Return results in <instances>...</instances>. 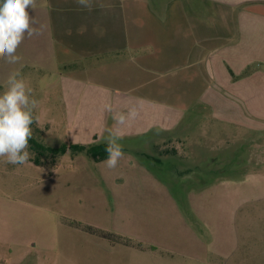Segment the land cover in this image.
<instances>
[{
  "label": "rangeland",
  "instance_id": "1",
  "mask_svg": "<svg viewBox=\"0 0 264 264\" xmlns=\"http://www.w3.org/2000/svg\"><path fill=\"white\" fill-rule=\"evenodd\" d=\"M21 74L39 103L48 101L49 113L36 115L50 125L34 122L33 138L56 148L68 137L59 90L38 70ZM182 125H190L184 139L196 142L187 149L198 160L197 180L170 170L173 160L138 157L137 141H118L128 152L113 169L85 153L41 156L39 165L30 148L24 165L0 158V264H264V131L201 113ZM198 182L205 186L195 190Z\"/></svg>",
  "mask_w": 264,
  "mask_h": 264
},
{
  "label": "crops",
  "instance_id": "2",
  "mask_svg": "<svg viewBox=\"0 0 264 264\" xmlns=\"http://www.w3.org/2000/svg\"><path fill=\"white\" fill-rule=\"evenodd\" d=\"M27 11L39 34L18 48L20 63L0 59V83L17 69L51 76L48 87L59 90L66 117L61 143L106 145L111 130L119 141H137L138 157L173 160L178 165L170 170L197 180L186 115L264 131V0H92L91 10L76 0H37ZM47 106L39 103L37 114L46 116ZM133 107L136 119L113 121L114 112ZM140 167L155 176L152 167Z\"/></svg>",
  "mask_w": 264,
  "mask_h": 264
},
{
  "label": "clouds",
  "instance_id": "3",
  "mask_svg": "<svg viewBox=\"0 0 264 264\" xmlns=\"http://www.w3.org/2000/svg\"><path fill=\"white\" fill-rule=\"evenodd\" d=\"M80 6L91 10L92 0H76ZM37 0H0V59L8 64H18L22 57L17 50L25 38L39 34L36 21L27 9H36ZM39 101L32 95L19 69L7 76L3 90L0 91V158L12 165H24L30 162L33 154L29 151V140L33 138L31 125L39 126L36 115ZM104 110L113 112L106 104ZM138 110L133 107L125 112H114L113 121L125 125L138 117ZM122 136L109 131L105 141L107 159L102 161L109 169L117 167L123 158L122 145L118 142Z\"/></svg>",
  "mask_w": 264,
  "mask_h": 264
},
{
  "label": "trees",
  "instance_id": "4",
  "mask_svg": "<svg viewBox=\"0 0 264 264\" xmlns=\"http://www.w3.org/2000/svg\"><path fill=\"white\" fill-rule=\"evenodd\" d=\"M29 145H30V149L33 150L36 154V157L34 159V163L36 165H39L38 157L46 156V155H52L54 157L63 156L67 152L73 155L76 153H85L94 162H101L107 159V153L105 151L106 145L83 146V145H72V144L67 145L66 143H61L58 147L51 148L43 145L34 138L29 140ZM83 229L87 233L97 235L101 238L110 241L123 242L121 241L122 239L120 238V236L105 232L97 228H93L91 226H84ZM137 246H139V244H137Z\"/></svg>",
  "mask_w": 264,
  "mask_h": 264
}]
</instances>
